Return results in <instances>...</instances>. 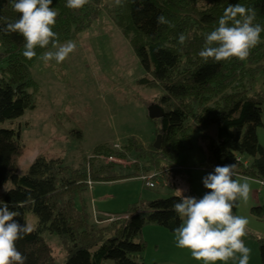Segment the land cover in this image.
<instances>
[{
    "label": "trees",
    "instance_id": "1",
    "mask_svg": "<svg viewBox=\"0 0 264 264\" xmlns=\"http://www.w3.org/2000/svg\"><path fill=\"white\" fill-rule=\"evenodd\" d=\"M111 1L106 12L147 75L137 85L162 90L159 107L164 116L160 120L147 118L155 126L150 145L132 137L120 151L100 146L77 168L65 166L61 159L39 158L22 177L17 175L24 152L20 133L0 130V200L10 207L16 205L13 210L19 213V223H25L27 214L35 219L34 230L16 242L27 258L25 264H55L41 238L44 234L59 239L65 252L64 264H143L144 229L156 226L174 234L181 224L172 209L178 197L133 205L123 215L106 220L95 216L92 220L82 200L76 206V198L89 188L87 181L93 185L137 179L146 188L144 178L153 176L152 183L169 172L170 164L189 146L193 125L216 128L214 139L202 137L204 167L209 173L217 165L236 163L238 177L264 185V148L256 136L264 110V32L244 61L209 59L205 63L198 55L206 35L218 26V19L230 4L254 9V23L264 27V0H122V6ZM65 5L66 0H53L51 5L58 13L53 31L60 44L88 30L103 11V0H89L79 10ZM161 15L174 27L158 25ZM0 18H4L0 27L5 20L19 18L11 0H0ZM180 34L186 37L183 45L178 43ZM51 49L37 47L36 57L27 60L22 55L23 37L0 32V123L15 121L35 109L39 86L32 79L31 68L43 52ZM259 79L262 90L249 95ZM158 136L161 143L156 151L153 144ZM243 157L251 162H243ZM100 158L126 162L133 158L132 173L124 176L121 165H104ZM251 214L262 220L264 205L253 208ZM250 240L258 250L260 264H264V237L251 236Z\"/></svg>",
    "mask_w": 264,
    "mask_h": 264
},
{
    "label": "rangeland",
    "instance_id": "2",
    "mask_svg": "<svg viewBox=\"0 0 264 264\" xmlns=\"http://www.w3.org/2000/svg\"><path fill=\"white\" fill-rule=\"evenodd\" d=\"M111 4V0H103L99 19L76 36L73 40L76 50L64 62L57 64L53 60L46 65L40 58L33 65L32 79L39 86V94L34 97L35 109L15 121L0 123V130L20 133L24 152L17 164L19 177L26 175L39 158L61 159L65 166L77 168L83 164L84 158H91L97 147L121 148L132 137L143 145L152 143L155 126L147 119L148 110L152 106L159 107L164 93L159 88L137 85V81L147 75L107 14ZM261 90L259 79L249 95ZM261 124L256 136L258 144L264 148V110ZM215 134V127L203 129L193 125L188 137L189 146L170 164L169 172L152 181L154 189H146L137 179L93 184L77 196L76 206L79 207L82 200L92 220L94 216L106 220L123 215L133 205L179 198L177 189L184 190L183 195L202 198L207 192L202 179L209 174L204 167L205 143L202 137L206 135L214 139ZM103 159L107 160L102 158L100 163L112 164ZM133 160H116L114 163L121 165L122 175L129 176ZM242 161L251 162L246 157ZM247 182L251 188L249 199L246 203L238 201L239 206L233 209V213L247 218L246 235L242 239L251 249L249 264H260L258 250L250 237H264V218H254L251 210L264 205V186L259 182ZM7 188H11V184ZM25 223L34 230L32 214L25 216ZM41 238L51 251L55 264H64L65 252L59 239L48 234ZM141 238L145 244L143 264H203L194 260L187 249L177 247L175 235L165 229L148 227ZM227 264H238V261L230 260Z\"/></svg>",
    "mask_w": 264,
    "mask_h": 264
},
{
    "label": "clouds",
    "instance_id": "3",
    "mask_svg": "<svg viewBox=\"0 0 264 264\" xmlns=\"http://www.w3.org/2000/svg\"><path fill=\"white\" fill-rule=\"evenodd\" d=\"M53 0H11L12 10L19 14L14 22L5 20L0 27L3 34L18 33L23 37L22 55L27 60L36 57L35 49L55 51L43 52L40 57L47 65L50 61L60 64L76 50L74 41L60 44L57 33L53 31L57 11L51 7ZM89 0H66V7L71 10L82 9ZM116 6H122V0H114ZM4 18H0L3 20ZM256 12L240 3L230 4L218 19V26L205 37V45L198 55L205 63L209 59L215 62L236 58L246 60L253 48L260 43L264 27L254 23ZM158 25H174L165 16L157 17ZM186 37L180 34L178 43L183 45ZM237 164L217 165L207 174L202 183L208 191L202 198L183 195L184 190L177 189L179 199L172 205L173 211L180 218L174 235L177 247L187 249L194 260L203 264H249L251 249L243 241L248 220L235 215L233 209L238 201L247 202L251 191L247 177H238ZM241 180L244 182L241 183ZM30 199V195L27 197ZM16 205L0 200V264H25L26 257L17 249L16 242L32 232L27 223L21 224L16 217Z\"/></svg>",
    "mask_w": 264,
    "mask_h": 264
},
{
    "label": "water",
    "instance_id": "4",
    "mask_svg": "<svg viewBox=\"0 0 264 264\" xmlns=\"http://www.w3.org/2000/svg\"><path fill=\"white\" fill-rule=\"evenodd\" d=\"M163 116H164V113L160 107L152 106L148 110V119L149 120H160L163 118ZM160 143H161V137L158 136V137H156L155 142L153 144V149L158 151L160 148Z\"/></svg>",
    "mask_w": 264,
    "mask_h": 264
},
{
    "label": "built area",
    "instance_id": "5",
    "mask_svg": "<svg viewBox=\"0 0 264 264\" xmlns=\"http://www.w3.org/2000/svg\"><path fill=\"white\" fill-rule=\"evenodd\" d=\"M114 149L120 151L121 148H118V146L117 147L114 146ZM100 159H102V158H100ZM103 160L106 161L105 163H107V160H108L109 161L108 163L117 164V163H114L116 160H114L112 158H107V160H105V159H103ZM116 162H120V161H116ZM151 178H153V176L152 177H149V178H144L145 179V186H146L147 189H150V190L154 189L153 188L154 185L150 182ZM86 185L88 187H90L92 184L89 181H87L86 182ZM261 185L264 186L263 184H261Z\"/></svg>",
    "mask_w": 264,
    "mask_h": 264
},
{
    "label": "crops",
    "instance_id": "6",
    "mask_svg": "<svg viewBox=\"0 0 264 264\" xmlns=\"http://www.w3.org/2000/svg\"><path fill=\"white\" fill-rule=\"evenodd\" d=\"M247 181H250V180H247ZM251 182H255V181H251ZM260 184V183H259Z\"/></svg>",
    "mask_w": 264,
    "mask_h": 264
}]
</instances>
